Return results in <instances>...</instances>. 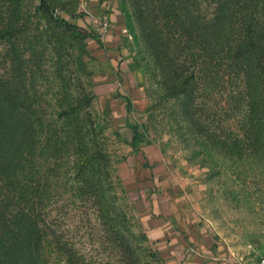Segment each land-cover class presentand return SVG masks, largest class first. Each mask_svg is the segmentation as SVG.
<instances>
[{
  "label": "rangeland",
  "instance_id": "374dc122",
  "mask_svg": "<svg viewBox=\"0 0 264 264\" xmlns=\"http://www.w3.org/2000/svg\"><path fill=\"white\" fill-rule=\"evenodd\" d=\"M45 1L99 40L51 21L42 0H0V79L30 97L43 130L23 178L25 202L40 213L37 264H166L146 222L175 197L232 255L258 260L264 151L239 152L250 136L241 77L218 61L206 76L202 50L188 46L180 24H163L157 7L147 46L136 9L147 15L159 0ZM192 1L213 18L217 0ZM193 73L190 100L174 95L176 79ZM71 104L82 131L61 115ZM82 150L92 155L85 173Z\"/></svg>",
  "mask_w": 264,
  "mask_h": 264
},
{
  "label": "trees",
  "instance_id": "16d2710c",
  "mask_svg": "<svg viewBox=\"0 0 264 264\" xmlns=\"http://www.w3.org/2000/svg\"><path fill=\"white\" fill-rule=\"evenodd\" d=\"M150 3L147 15L142 5L136 9L147 46L154 45L147 23L150 22L149 13L157 7L163 13V24L173 23L177 27L180 24L189 35L191 43L188 46L202 50L200 54L204 55L203 69L206 76L210 74V64L218 61L224 71H228L226 73L232 70L233 74L241 77L247 95L250 136L249 145L239 147V152L243 156V150L250 149L251 154L261 155L264 151V0H217L211 19L202 16L192 0H159L158 4L154 5V1ZM40 6L51 21L73 34L99 40L96 33L72 20L69 12V17L64 11L56 15L55 8L45 0ZM160 69L165 87H171L170 80L174 79L168 77L163 65ZM191 75L176 79L171 90L174 95L190 100L193 95L191 82L196 79L195 73ZM61 115L67 121L76 123V127L82 131L77 104L69 105ZM36 119L30 97L19 95L14 92L11 83L0 79V178L17 190L16 193L13 190L6 192L0 185V264H37L41 248L40 213L27 206L23 190L28 162L42 141L43 130L37 127ZM138 137L137 130H134L135 145ZM91 159L92 155L82 150L77 160L78 170L82 173L89 171ZM15 197L19 202L11 207L12 198ZM71 263L81 264L77 261Z\"/></svg>",
  "mask_w": 264,
  "mask_h": 264
},
{
  "label": "crops",
  "instance_id": "0c3cea01",
  "mask_svg": "<svg viewBox=\"0 0 264 264\" xmlns=\"http://www.w3.org/2000/svg\"><path fill=\"white\" fill-rule=\"evenodd\" d=\"M107 33L111 32L107 27ZM161 210L158 217L150 216L146 222L156 239L160 254L166 264H257L258 260L241 259L216 240L202 223L194 217L197 211H187L178 197ZM173 203V204H172ZM261 257V256H260Z\"/></svg>",
  "mask_w": 264,
  "mask_h": 264
},
{
  "label": "built area",
  "instance_id": "2783aa9c",
  "mask_svg": "<svg viewBox=\"0 0 264 264\" xmlns=\"http://www.w3.org/2000/svg\"><path fill=\"white\" fill-rule=\"evenodd\" d=\"M58 14H60V11H58ZM102 27L104 30H107V27H108L107 22H105ZM257 264H264V254L261 255Z\"/></svg>",
  "mask_w": 264,
  "mask_h": 264
}]
</instances>
